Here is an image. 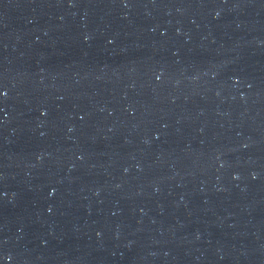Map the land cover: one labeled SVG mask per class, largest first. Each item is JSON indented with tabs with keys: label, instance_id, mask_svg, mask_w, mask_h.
Segmentation results:
<instances>
[{
	"label": "water",
	"instance_id": "95a60500",
	"mask_svg": "<svg viewBox=\"0 0 264 264\" xmlns=\"http://www.w3.org/2000/svg\"><path fill=\"white\" fill-rule=\"evenodd\" d=\"M0 264H264V0H0Z\"/></svg>",
	"mask_w": 264,
	"mask_h": 264
}]
</instances>
